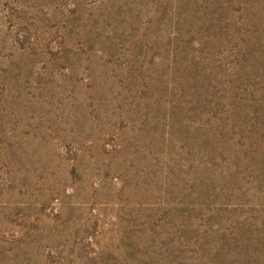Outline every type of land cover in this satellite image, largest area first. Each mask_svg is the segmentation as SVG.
<instances>
[{
	"label": "rangeland",
	"instance_id": "374dc122",
	"mask_svg": "<svg viewBox=\"0 0 264 264\" xmlns=\"http://www.w3.org/2000/svg\"><path fill=\"white\" fill-rule=\"evenodd\" d=\"M0 264H264V0H0Z\"/></svg>",
	"mask_w": 264,
	"mask_h": 264
}]
</instances>
